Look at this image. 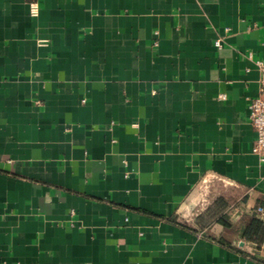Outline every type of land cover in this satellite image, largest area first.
I'll use <instances>...</instances> for the list:
<instances>
[{"label": "crops", "instance_id": "obj_1", "mask_svg": "<svg viewBox=\"0 0 264 264\" xmlns=\"http://www.w3.org/2000/svg\"><path fill=\"white\" fill-rule=\"evenodd\" d=\"M261 65L264 0H0V264H264Z\"/></svg>", "mask_w": 264, "mask_h": 264}, {"label": "built area", "instance_id": "obj_2", "mask_svg": "<svg viewBox=\"0 0 264 264\" xmlns=\"http://www.w3.org/2000/svg\"><path fill=\"white\" fill-rule=\"evenodd\" d=\"M34 4H30L29 12L35 13ZM156 42L154 41L153 44ZM214 45L219 46V39L214 40ZM261 69V91L264 95V65L260 66ZM219 98H223L224 94L219 93ZM247 117L254 130V139L251 145V151L256 154L259 161L264 163V97L256 95L251 98L247 104ZM256 211L264 216V206L257 205Z\"/></svg>", "mask_w": 264, "mask_h": 264}]
</instances>
